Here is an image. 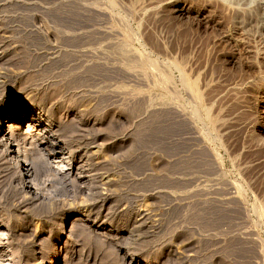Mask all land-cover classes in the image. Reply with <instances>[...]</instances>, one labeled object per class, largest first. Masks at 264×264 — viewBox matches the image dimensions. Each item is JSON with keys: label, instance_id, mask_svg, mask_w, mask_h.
Segmentation results:
<instances>
[{"label": "rangeland", "instance_id": "374dc122", "mask_svg": "<svg viewBox=\"0 0 264 264\" xmlns=\"http://www.w3.org/2000/svg\"><path fill=\"white\" fill-rule=\"evenodd\" d=\"M258 7L0 0V123L38 89L73 157L103 160L28 194L0 149V264H264Z\"/></svg>", "mask_w": 264, "mask_h": 264}, {"label": "bare ground", "instance_id": "6f19581e", "mask_svg": "<svg viewBox=\"0 0 264 264\" xmlns=\"http://www.w3.org/2000/svg\"><path fill=\"white\" fill-rule=\"evenodd\" d=\"M259 2L258 6L264 7V0H259ZM0 77H2V79L0 78L1 86V84L5 83V76ZM28 83L20 80L21 88L25 89L26 86L28 87ZM44 91L46 90L44 89ZM40 94L38 89L31 90L30 96L19 106L18 110L8 115L4 123H0V149L3 154H6V162L15 164L19 169L20 175L25 178L24 187L28 194L36 193L35 186L28 184V182H31L33 177L41 174L42 171H48L57 178L72 176L78 179V177H86L83 173L88 174L87 172L89 171L84 166H88V162L93 155L95 156V158L93 157L95 163L99 164L103 161L99 159V156L94 151L80 153L78 161L76 157H73L72 150L67 148L58 134L59 127L57 123H54L50 115L47 114L50 111L44 106L46 102H43V96ZM33 100L38 101V110H35V107L30 105Z\"/></svg>", "mask_w": 264, "mask_h": 264}, {"label": "clouds", "instance_id": "9594fccd", "mask_svg": "<svg viewBox=\"0 0 264 264\" xmlns=\"http://www.w3.org/2000/svg\"><path fill=\"white\" fill-rule=\"evenodd\" d=\"M221 3L226 9L251 14L257 9L259 0H221Z\"/></svg>", "mask_w": 264, "mask_h": 264}]
</instances>
